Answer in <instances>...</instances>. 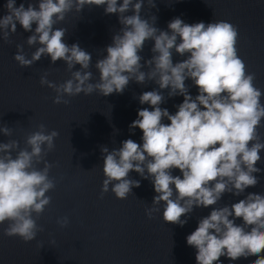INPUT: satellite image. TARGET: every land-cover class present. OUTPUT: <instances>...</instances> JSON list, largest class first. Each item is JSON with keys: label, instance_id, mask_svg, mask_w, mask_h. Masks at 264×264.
I'll list each match as a JSON object with an SVG mask.
<instances>
[{"label": "clouds", "instance_id": "obj_1", "mask_svg": "<svg viewBox=\"0 0 264 264\" xmlns=\"http://www.w3.org/2000/svg\"><path fill=\"white\" fill-rule=\"evenodd\" d=\"M143 4L144 0H36L34 5L28 0L25 7L23 2L16 6V0H6V13L0 16V38L9 42L19 23L32 33L26 44L39 45L28 58L23 45L16 44L13 59L20 66H31L45 55L51 63L65 62L71 70L69 79L56 83L48 80L45 72L39 80L56 93L55 104L66 105L69 100L65 96L80 93H123L130 81L144 84L146 79L161 90L167 89L169 97L183 96L171 114L160 107L165 99L161 91L142 92L139 103L148 104L151 110L138 109L137 119L129 125L130 130L142 131V143L125 139L118 148H100L101 196L111 190L116 198L126 199L133 187L140 186V181L129 175L135 171L141 178L151 179L156 193L152 207L145 209L146 216L151 218L153 212L161 211L155 206L162 203L163 221L183 226L194 206H214L224 193L239 195L258 183L253 173L261 171L256 164L264 149L258 131L264 119V93L254 86L255 74L246 72L237 55L235 25L223 20L188 24L175 17L165 31L149 22L156 20L155 15L147 19L140 15ZM85 5L104 6V12L117 14L122 25L105 47L106 55L95 62L99 73L95 82L89 70L91 54L77 43H65L66 29L54 27L66 13L80 12ZM148 40L154 41L153 55L142 64L139 53ZM173 51L185 58L174 63ZM76 64L80 68L73 70ZM145 66L147 71L142 70ZM186 79L197 87L194 97ZM164 118L169 123H163ZM0 133L10 136L11 129L2 125ZM58 135L55 129L45 131V125L39 124L26 136L27 148L17 151L19 142L15 139L0 142V225L6 223L4 235L30 242L43 231L33 213L38 218L51 202L46 193L55 182L49 177L52 164L45 156L54 149ZM41 163L43 166L37 167ZM173 169L180 175H173ZM236 218L242 223L236 224ZM57 223L64 227L68 218H59ZM186 243L196 250V264H221L222 256L230 262L255 256L250 264H264V194L248 193L230 206L213 207L186 236Z\"/></svg>", "mask_w": 264, "mask_h": 264}, {"label": "water", "instance_id": "obj_2", "mask_svg": "<svg viewBox=\"0 0 264 264\" xmlns=\"http://www.w3.org/2000/svg\"><path fill=\"white\" fill-rule=\"evenodd\" d=\"M6 0H0V16L6 13ZM28 0H16V6ZM35 5L36 0H32ZM122 0H118V3ZM144 0L140 15L150 19V23L161 30L169 31L167 24L175 17L185 23L203 21L205 24L223 20L237 27V55L244 61L246 72L254 73L253 84L264 93V0ZM129 11L126 15H130ZM54 27L66 29L64 42L77 43L91 54V81L98 80L94 65L98 58L106 55L105 47L112 42V36L122 25L117 14H106L104 6L85 5L80 12L66 13L63 21ZM35 25H33V29ZM31 32L17 23L16 32L10 33L9 42L0 38V126L11 129L10 136L0 133V142L15 139L19 148H27L26 136L44 124L45 131L55 129L59 135L54 139L55 147L45 159L52 164L49 177L55 187L47 195L50 204L38 218L43 227L34 240L23 241L18 236H6L0 225V264H196V250L187 245L186 236L198 224L201 217L207 216L213 207L231 205L245 198L248 193L264 194V149L260 151L261 161L256 167L261 171L253 173L258 177L254 187H248L239 195L226 192L214 206L193 207L187 222L180 226L162 219V203L156 205L161 211L146 216L145 209L152 207L156 193L151 179H144L135 171L130 177L140 181L133 187L126 199H118L111 190L101 196V181L104 178L100 169L103 163L101 146L109 150L118 148L125 139L142 143V131L129 129L137 119V110L149 108L140 104L138 96L153 89L161 91L165 97L160 105L171 114L177 111L176 105L183 96L169 97L167 89H159L151 80L144 84L130 81L123 93L108 96L93 91L68 97V104H55L56 93L39 83L41 75L47 72V79L61 83L70 78L69 70L62 60L51 63L50 57L42 56L31 66L22 67L13 59L16 44L23 45L26 57L39 45L29 46L26 38ZM154 41L145 42L141 63L153 55ZM173 62L185 57L173 51ZM76 64L73 70H78ZM147 71L148 67L142 68ZM189 94L197 95V87L191 79H186ZM264 103V95L261 97ZM163 123H169L166 118ZM259 128L264 139V119ZM15 152L12 153L15 157ZM43 164L37 165L42 167ZM173 175H180L173 169ZM111 188V186H110ZM67 217L68 224L61 227L59 218ZM184 219L185 217H181ZM231 218V217H230ZM236 224L242 219L236 218ZM264 255V252H262ZM255 256L229 261L220 257L221 264H250ZM215 264V262H214Z\"/></svg>", "mask_w": 264, "mask_h": 264}]
</instances>
